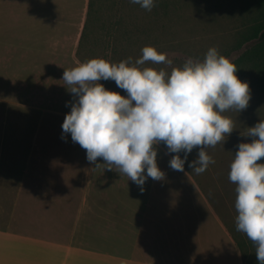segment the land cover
<instances>
[{
  "label": "crops",
  "instance_id": "0c3cea01",
  "mask_svg": "<svg viewBox=\"0 0 264 264\" xmlns=\"http://www.w3.org/2000/svg\"><path fill=\"white\" fill-rule=\"evenodd\" d=\"M87 9L88 0H0V92L55 117L60 138L53 147L55 174L47 175L56 183V203L19 191L12 211L0 215V264H120L121 258L126 264H245L220 216L236 211L221 180L193 172L187 160L182 171L170 168L173 153L161 141L154 147L163 176L146 179L141 191L117 166L105 167L100 157L98 166L88 161L70 134L61 138L74 99L61 80L63 68L83 62ZM99 82L126 95L114 80ZM37 159L28 160L42 165ZM79 175L89 183L80 200L73 188L65 193L67 179Z\"/></svg>",
  "mask_w": 264,
  "mask_h": 264
},
{
  "label": "clouds",
  "instance_id": "9594fccd",
  "mask_svg": "<svg viewBox=\"0 0 264 264\" xmlns=\"http://www.w3.org/2000/svg\"><path fill=\"white\" fill-rule=\"evenodd\" d=\"M130 2L151 10L155 0ZM140 51L134 62L132 57L118 62L94 57L63 68L61 80L70 86L67 90L74 99L64 114L61 138L70 134L86 150L88 161L100 157L105 167L117 166L143 191L146 179L163 176L154 147L161 141L166 154L173 153L170 168L182 171L187 160L193 172L205 171L214 162L207 147L233 130L231 118L222 113L244 109L250 88L216 46H209L202 59L188 56L170 70L143 66L149 60L172 65L154 46L145 45ZM109 79L126 95L99 82ZM243 136L251 140L237 142L228 171V179L235 183V227L254 242L257 264H264V161L258 162L264 157V119L247 127ZM194 146H200L197 155L188 160ZM120 264L126 259L121 258Z\"/></svg>",
  "mask_w": 264,
  "mask_h": 264
},
{
  "label": "rangeland",
  "instance_id": "374dc122",
  "mask_svg": "<svg viewBox=\"0 0 264 264\" xmlns=\"http://www.w3.org/2000/svg\"><path fill=\"white\" fill-rule=\"evenodd\" d=\"M100 5L103 9L90 25L81 45L80 57L83 61L101 57L118 62L132 57L134 62L141 55L140 49L150 45L165 53L173 63L164 65L163 62L149 60L143 66L170 70L171 67L181 66L188 56L202 59L209 46H216L236 65L237 77L249 83L248 105L240 111L230 108L222 113L231 118L233 130L216 145L207 147L206 151L214 162L202 172L205 177L221 180L224 194L235 200V183L228 179L235 145L238 141L250 142L251 137L243 136L247 127L264 119V91L259 82L260 70L264 68L254 63V58L259 56L257 47L260 40L252 35L257 24L264 19V0H169L166 10L159 3L146 10L130 0H107ZM40 114L39 108L13 100L5 92H0L2 217L12 211L20 190H32L40 193V197L48 196L49 201L56 200L53 195L56 183L49 181L47 175L55 174L54 158L57 156L53 147L57 141L60 142V138L56 136L55 117ZM31 157L41 158L43 164L33 162L31 165L28 160ZM260 161H264V157ZM77 177L74 182L67 179L65 193L70 194L73 188L80 200L83 194L86 197L89 183L82 178L83 175ZM205 189L212 194L211 188L205 186ZM68 199L64 197L66 203ZM218 209L225 210L219 206ZM231 209L235 210V207ZM220 216L242 246L245 264H257L254 242L235 227L236 211L221 212Z\"/></svg>",
  "mask_w": 264,
  "mask_h": 264
},
{
  "label": "trees",
  "instance_id": "16d2710c",
  "mask_svg": "<svg viewBox=\"0 0 264 264\" xmlns=\"http://www.w3.org/2000/svg\"><path fill=\"white\" fill-rule=\"evenodd\" d=\"M106 1L107 0H88L87 18H86V22L84 25V31L80 39V47L87 34V31L89 30L90 25L94 22V19H97L98 15H100L101 10L103 9L100 3H102L103 5V2H106ZM168 1L169 0H155V3L161 4L166 10V8L168 7L167 6ZM252 35L254 38H258L260 40L259 45L257 47V51H259V54H258L259 56H256V58H254V61H255L254 63L258 65L257 67L264 68V19L259 24H257V26L254 28ZM259 82L264 91V69L260 70V81ZM234 239L236 240L235 237ZM236 243L238 244V247L240 248V251L242 252L244 256L242 246L237 240H236Z\"/></svg>",
  "mask_w": 264,
  "mask_h": 264
}]
</instances>
